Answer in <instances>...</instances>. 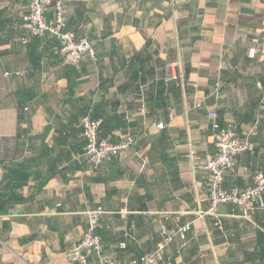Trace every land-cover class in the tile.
Returning <instances> with one entry per match:
<instances>
[{"label": "crops", "instance_id": "obj_1", "mask_svg": "<svg viewBox=\"0 0 264 264\" xmlns=\"http://www.w3.org/2000/svg\"><path fill=\"white\" fill-rule=\"evenodd\" d=\"M64 5L68 30L94 44L96 62L69 64L57 40L22 28L24 0L0 2V264H71L66 252L98 208L113 261L151 253L163 225L189 224L156 264H264V211L208 214L200 169L214 121L239 134L257 123L254 152L239 156L224 187L264 174V56L249 57L250 39L264 36V0ZM84 116L101 121L99 138L128 134L137 145L90 172Z\"/></svg>", "mask_w": 264, "mask_h": 264}, {"label": "built area", "instance_id": "obj_2", "mask_svg": "<svg viewBox=\"0 0 264 264\" xmlns=\"http://www.w3.org/2000/svg\"><path fill=\"white\" fill-rule=\"evenodd\" d=\"M24 1L27 4V12L21 18V26L29 36L50 37L57 40L60 44L59 54L69 64H77L83 60L97 61L94 44L85 38H77L74 32L68 30L64 0ZM0 2L9 9L12 0H0ZM48 12H52L51 18H47ZM21 42L25 44L26 39H21ZM250 44V58L258 54L264 56L263 35L252 37ZM260 102L264 104V94ZM209 116L214 120L217 117L215 112H210ZM100 125V120H93L89 116H84L80 120L81 137L84 140L83 155L89 164L90 172H96L103 162L134 148L138 143V140L131 135L121 133H116L118 137L116 143L101 139ZM163 127V125L157 126L159 130ZM256 131L257 123H254L244 134H239L233 126H221L216 121L212 123L214 152L205 156L200 166L205 175L203 187L209 202L208 214H214L222 205L238 208L241 218L244 219H249L258 211H264V174L260 170L249 173L248 167L241 168L244 173L250 175L251 185L248 188L224 187L225 176L233 170L239 156L254 152L252 139ZM101 213L100 208L85 213L86 228L81 238L70 244L66 252L71 264H156L165 257L170 244L176 240L183 241L189 230V224L174 229L163 225L160 229V240L151 253L119 263L103 255V243L97 231V221ZM217 227L221 229L220 225ZM120 248L124 249L125 244H120Z\"/></svg>", "mask_w": 264, "mask_h": 264}]
</instances>
